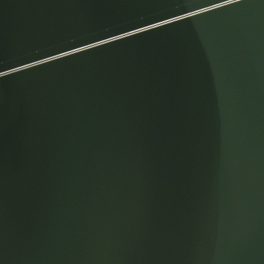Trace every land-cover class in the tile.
I'll list each match as a JSON object with an SVG mask.
<instances>
[{
	"label": "water",
	"instance_id": "obj_1",
	"mask_svg": "<svg viewBox=\"0 0 264 264\" xmlns=\"http://www.w3.org/2000/svg\"><path fill=\"white\" fill-rule=\"evenodd\" d=\"M0 264H264V0H0Z\"/></svg>",
	"mask_w": 264,
	"mask_h": 264
}]
</instances>
